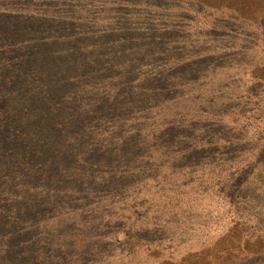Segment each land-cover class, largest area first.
<instances>
[{
    "label": "rangeland",
    "instance_id": "1",
    "mask_svg": "<svg viewBox=\"0 0 264 264\" xmlns=\"http://www.w3.org/2000/svg\"><path fill=\"white\" fill-rule=\"evenodd\" d=\"M3 80L0 264H264V0H0Z\"/></svg>",
    "mask_w": 264,
    "mask_h": 264
},
{
    "label": "trees",
    "instance_id": "2",
    "mask_svg": "<svg viewBox=\"0 0 264 264\" xmlns=\"http://www.w3.org/2000/svg\"><path fill=\"white\" fill-rule=\"evenodd\" d=\"M23 59H24L23 62H24V65H25V63L27 62V58L23 57ZM28 72H29V75H26L27 78L25 77L23 80H24V83L30 82V84H31V85H29V87H27V88H29L31 90L30 91L31 99L34 98L37 101L38 106L40 104L43 105V103L47 101V97H43V94L42 95H40V94L36 95V93L33 90L35 89L36 86L41 87L42 89L47 87V86H50V85L53 84V81L41 80L42 77L45 78V79L48 78V77L42 76L41 74H37V73H35L34 76L32 78H30L34 71L32 69H28ZM18 82L19 83L21 82L23 84L22 81H18ZM2 83L3 84L0 85V90H2L3 87H5V86L7 87L8 84H9V83H7V85H5V81L4 80H3ZM21 83L18 85V87L21 85ZM52 97L54 98V100H57V99L60 98V97H57V96H52ZM16 102H15V105L17 107H20L22 105V104H19V101H16ZM51 103H52V101L47 103L46 104V105H48L47 107H45L46 105L44 107H42V106H39V107H40V109H44V110H46L47 108H50V110H52L51 106H54V105L58 106L59 105V103H56V104H53V105H51ZM7 106H11V102H10L9 98H7V97L0 98V146L6 144L7 142H9L10 138H8V137L11 136L12 129H13L12 127L11 128L8 127V125L6 123L5 112H3L4 110H6L5 108ZM33 106L35 107V104H33ZM8 118H9V116H8ZM19 144H18V146H20ZM33 145H34L33 142L27 144V146L30 148V150H31ZM35 145H37V143H35ZM30 154L31 153L27 154L26 152H24V153L22 152L21 153L20 150L18 151L17 155L19 156V158L22 157V159H20L21 160V165L25 164V162L27 161L28 157L29 158L33 157ZM24 171L25 172H30V169L26 170V168H24ZM52 180H53V177L51 176L50 177V181L52 182Z\"/></svg>",
    "mask_w": 264,
    "mask_h": 264
}]
</instances>
